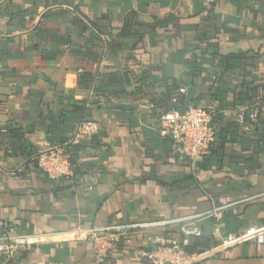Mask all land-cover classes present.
<instances>
[{
	"label": "crops",
	"instance_id": "crops-1",
	"mask_svg": "<svg viewBox=\"0 0 264 264\" xmlns=\"http://www.w3.org/2000/svg\"><path fill=\"white\" fill-rule=\"evenodd\" d=\"M263 29L264 0H0V226L33 240L11 264H148L145 232L123 238L99 263L92 241L70 234L95 224L200 214L191 219L203 231L192 239L197 252L227 232L264 227V89L253 101L224 107L218 133L233 139L219 164L172 155L160 123L173 80L193 96L211 84L208 72L191 78L194 44L256 49ZM262 58L252 83H264ZM88 120L98 130L78 133ZM232 124L243 133L234 135ZM65 140L81 166L76 176L53 180L33 157ZM231 152L245 160L231 161ZM160 232L182 237L175 225ZM194 264H264V240Z\"/></svg>",
	"mask_w": 264,
	"mask_h": 264
},
{
	"label": "built area",
	"instance_id": "built-area-1",
	"mask_svg": "<svg viewBox=\"0 0 264 264\" xmlns=\"http://www.w3.org/2000/svg\"><path fill=\"white\" fill-rule=\"evenodd\" d=\"M179 91L184 92L185 89L181 88ZM172 100L176 101V96ZM228 113L227 110L202 106H189L184 110L173 109L165 112L160 120L161 133L172 140L171 154L186 158L195 165L209 152L211 144L217 137L218 116ZM236 116L243 124L245 116L241 113ZM250 118H254V115L251 114ZM97 130L98 123L91 120L81 122L78 127V133L86 135L94 134ZM67 145L68 143L50 146L33 157L38 167L53 180L73 176V165ZM199 216L200 214L153 221L95 224L74 229L70 234L77 238L90 239L99 263L105 262L117 251L123 238L141 232L147 234L148 247L143 251V256L148 260V264H194L205 255L225 251L249 240L259 242L264 240V227L251 226L238 232H227L221 237L220 242L210 249L189 252L186 247L191 244V239L203 233L201 227L191 220ZM172 225L177 226L182 234L179 240H169L160 232ZM32 243L31 237L18 232L15 226L11 224L0 226V264H11L19 251Z\"/></svg>",
	"mask_w": 264,
	"mask_h": 264
},
{
	"label": "trees",
	"instance_id": "trees-1",
	"mask_svg": "<svg viewBox=\"0 0 264 264\" xmlns=\"http://www.w3.org/2000/svg\"><path fill=\"white\" fill-rule=\"evenodd\" d=\"M80 21L78 18L73 19V24L78 25ZM94 26H97L93 24ZM197 28V26H193ZM215 32L218 34L221 31V27L217 26L214 28ZM264 33V29L262 30ZM205 35V34H204ZM198 41V40H197ZM206 42L209 41L205 40ZM233 43V39L229 40ZM204 41L199 40L197 44H194L192 50L194 62L190 66L191 78H200L205 72H208L207 75L211 81L210 86L208 87L207 92L199 93L198 95H189L187 91L180 92L181 88H184L183 84L179 80H173L170 85L165 87L163 93V108L164 112L171 111L173 109H186L189 106H202L204 108H216L218 110H225L224 107L235 106L242 100H254L255 95L258 94L261 90L264 89V83H252L249 79L252 73V70L255 68V60L263 59V49L264 41L256 49L241 48L237 51H227L222 52L219 48L218 43L207 45V48L204 47ZM193 45V44H192ZM190 43L186 44L183 53L188 51ZM208 48H212L215 51H209ZM206 49L209 53V59L207 61L202 60L203 50ZM191 50V49H190ZM216 63L221 67L220 71L210 72L206 70L205 63ZM253 84V85H252ZM185 89V88H184ZM233 96L235 101H229L228 95ZM176 96V101H173V97ZM206 98L209 99V103H204ZM203 102V103H202ZM220 114L217 118L219 123ZM233 125V124H232ZM234 135H241L243 132L240 131L239 126L236 124L233 125ZM15 136L19 137L21 134L17 131L14 132ZM169 139V151L172 149V140ZM233 139V135L222 136V131L217 133L215 141L211 144L209 152L203 157V165L217 162L221 163L226 155L225 149L228 143ZM264 140V131L260 133V140ZM70 140H65L68 142L67 151L70 154V160L73 165V176H76L81 162L79 159L78 150L75 145ZM186 159V158H185ZM230 160H235L236 162H241L245 160V156L238 152H231ZM37 164V161L33 159ZM72 177V176H71ZM194 238V237H193ZM192 238V239H193ZM186 247V250L189 252H197L196 247L200 244L198 242H192ZM201 252V251H198Z\"/></svg>",
	"mask_w": 264,
	"mask_h": 264
}]
</instances>
